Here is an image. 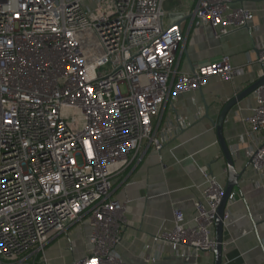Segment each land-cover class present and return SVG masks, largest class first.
Returning a JSON list of instances; mask_svg holds the SVG:
<instances>
[{"label": "built area", "instance_id": "built-area-1", "mask_svg": "<svg viewBox=\"0 0 264 264\" xmlns=\"http://www.w3.org/2000/svg\"><path fill=\"white\" fill-rule=\"evenodd\" d=\"M166 1L0 0V264L44 255L53 238L85 220L91 249L69 264H126L117 248L128 217L113 196L116 178L146 144L163 149L155 123L167 103L213 76L243 72L227 55L181 71L187 35L166 22ZM187 1L190 27H211L218 38L254 18L232 0ZM258 63L261 77L264 52ZM252 95L243 121L254 145L250 164L262 173L264 85ZM207 182L195 214L174 208L173 228L152 241L178 256L213 252L224 186L214 176ZM235 201L232 192L225 221Z\"/></svg>", "mask_w": 264, "mask_h": 264}, {"label": "crops", "instance_id": "crops-1", "mask_svg": "<svg viewBox=\"0 0 264 264\" xmlns=\"http://www.w3.org/2000/svg\"><path fill=\"white\" fill-rule=\"evenodd\" d=\"M172 1L179 5L170 21H180L187 35L188 53L181 57V71L189 72L202 61L227 55L243 72L232 80L213 76L203 88L167 103L155 123L163 149L157 151L146 144L142 159L116 178L113 196L125 203L128 217L117 248L126 264H215L213 252L178 256L169 243L154 242L152 237L173 228L174 208L182 209L187 217L195 214L194 200L207 186L208 177H216L225 186L227 165L212 120L217 119L223 103L259 77L258 59L264 52V0H232L233 6L252 10L254 18L248 26L220 38L211 27H190L192 1ZM254 104L251 95L234 108L224 125L236 166L244 174L235 189L236 201L229 207L223 264H264V172L255 171L250 164L254 145L243 121ZM91 231L87 220L73 224L47 244L44 255L29 254L19 264H69L82 259L91 249ZM147 255L157 256V260L147 262Z\"/></svg>", "mask_w": 264, "mask_h": 264}, {"label": "water", "instance_id": "water-1", "mask_svg": "<svg viewBox=\"0 0 264 264\" xmlns=\"http://www.w3.org/2000/svg\"><path fill=\"white\" fill-rule=\"evenodd\" d=\"M181 22L178 21L176 25L180 27ZM186 54L188 53L185 49ZM220 59V57L214 58L212 60ZM206 61H202V64ZM264 85V75L258 77L253 81L248 87L242 91L235 94L232 98L223 103L219 109V115L216 120H212L214 127L216 128L217 141L221 147L224 159L227 165V182L224 186V192L221 197L219 206L217 208L216 218H215V237H216V248L213 250L215 255V264H223V253L225 249V212L229 203V198L232 192L240 186V180L244 174V171H239L236 166V157L233 152L229 142L224 135V125L227 120L228 115L237 108L242 102L249 98L252 93L260 86ZM209 117V115H207Z\"/></svg>", "mask_w": 264, "mask_h": 264}, {"label": "rangeland", "instance_id": "rangeland-1", "mask_svg": "<svg viewBox=\"0 0 264 264\" xmlns=\"http://www.w3.org/2000/svg\"><path fill=\"white\" fill-rule=\"evenodd\" d=\"M179 3L177 1H168L164 4V9L167 13L166 22L170 21V19L174 20L176 15V8L178 7Z\"/></svg>", "mask_w": 264, "mask_h": 264}]
</instances>
